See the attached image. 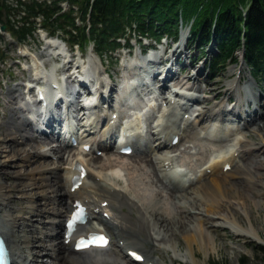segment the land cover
I'll use <instances>...</instances> for the list:
<instances>
[{"label": "bare ground", "instance_id": "bare-ground-1", "mask_svg": "<svg viewBox=\"0 0 264 264\" xmlns=\"http://www.w3.org/2000/svg\"><path fill=\"white\" fill-rule=\"evenodd\" d=\"M181 38H184L183 34ZM52 39L57 40L58 38L53 37ZM175 51L176 49L171 50L173 53L170 56H173ZM175 55L176 58L180 56V54ZM165 59L166 56L162 55L160 62ZM34 66L39 67L40 63L38 62ZM69 68L70 66H67L65 70H69ZM189 76L193 80L199 81L202 73L199 69H196ZM166 82L165 79V85L162 84L160 86L162 89L160 93H163L165 87L167 88ZM249 83L251 82L248 80L247 84L249 85ZM178 85H185V88L180 87V89L189 91L195 88V82L190 84L186 77L176 79L173 86ZM230 87L231 85H229ZM235 88L238 99L234 102L233 108H236L242 114L244 110L241 103L245 97L250 99V96L246 94L245 87L238 85ZM242 89L245 90L244 96L241 92ZM111 91L113 90L111 89ZM16 96L18 99L20 93L15 94L14 88L8 89L9 121L4 122V125H6L5 129L3 126L0 128V141L9 137L8 139L16 144L22 143L19 147L7 144L10 146L11 151H5V158H9L11 162L0 159V234L10 247L13 264H35L37 256L44 253L51 254L50 251H47L48 249L51 251L53 249L56 250L55 256L57 259L60 258L62 260V264H134L119 252L117 244L111 246L107 251L93 250L96 251L94 254L75 256L68 253L69 246L63 243H69L72 237L69 238L70 241H62L64 238L62 236L61 219L69 211L68 201H73L76 194H80L81 198H89L94 204L101 198L110 199L112 202L113 220L106 221L96 216V221L111 235L114 242L117 243V241L123 239L127 244L131 245L132 249L143 253L146 261L152 264H186L179 259L183 255L179 252L180 237L185 242L184 255H189L190 260H194V264H197L195 261V248L202 250L205 256L211 250L216 249V238L211 234L216 229L230 228L231 232L236 236L247 235L256 241L263 240L259 235V231L251 223L249 212L250 201L254 205H259L262 202L260 192H262L264 187V136L261 133H257L258 141L254 142L247 137L245 138L240 131L235 130L238 126L237 124L231 125L227 123V126H222L221 129L219 126L209 128L211 121L220 120L219 108L224 103V100L218 103L217 109L214 108L213 104L202 106L197 116L189 121L190 127H188L186 135L190 136L191 139L197 137L196 128H198L204 137L214 139L224 137L228 138L229 143L226 148L218 149L215 151L216 153L212 154L209 162L203 170H200L199 174L194 177L183 176L184 180L179 182L172 181V184L169 185V180L167 181L161 172H157L161 171L162 160L170 157L168 155L164 156L163 152L160 155H153V153L151 155L149 153L159 152V148L151 147V144L155 141L157 142V139L156 137L152 139L153 135L150 133L151 138H148V152L146 153L122 157L120 160L111 158L109 155L102 157L92 156L90 160L97 163V171L92 164L90 165L87 162L90 174H88L86 182L76 192L71 194L67 190V186L70 185L69 177L71 171L64 163L66 161L70 163V158L69 160L67 158L76 156L80 152L79 148L75 147L73 151L67 142H63L60 145H51L50 148L37 151L39 147L41 148L48 143L40 139L44 137L43 135H32L27 131L30 124L28 119L18 120L19 108L15 106V103H17V99L15 100ZM134 98L136 99V96ZM254 98H256L255 93H253ZM177 106L178 104H176ZM184 113H188L191 118V110L184 108L181 112L173 114V117L166 118L170 122L168 126L170 130L176 126V130L179 131L177 128L179 123L183 121ZM136 114L139 115L137 119H131L128 122L131 125L136 123L139 128L140 122H142L141 118L144 115L141 113ZM245 114L247 115L248 113L246 112ZM175 121H177L176 125ZM189 124L187 123V126ZM216 128L218 131H213ZM253 130H256V126H253ZM86 132L84 131V134ZM183 132L181 133L183 134ZM228 132L232 133L231 138L228 137L230 136ZM87 136L83 135V142H90L91 145H95L98 149H106V147L98 146V140L105 138L104 136H90L89 139H87ZM166 139L167 136L162 139V143ZM95 147H92V149L94 150ZM2 148H0L1 155ZM49 155H57L56 161L42 159ZM202 158L203 155L199 157V160ZM32 160L33 165L23 164ZM169 162L170 160H167L165 164ZM226 162H229L230 168L223 172L222 166ZM119 164L121 169L117 170ZM7 165H12L14 170L8 169ZM148 165L151 167L153 180L156 183L159 180H165L167 185L164 182H160L161 185H158V188L159 186L161 187L156 190L157 187H153L149 181V183H142L143 179L141 177L136 178L138 175H143V178L147 177L146 166ZM125 166L130 168L127 173L123 174L124 176L128 175L126 185L128 189L114 188L113 191H110L113 186L107 183L106 179L109 177L115 183H119V172H123V167ZM17 167H20V170H16L15 168ZM205 168L213 171L212 178L206 179ZM19 174L24 177L25 183L23 186L26 189L29 188L28 191L24 188L25 190L22 191L24 195L33 197L34 192L32 189L34 187L42 189L40 201L38 203H30V215L35 214L36 216L34 221L30 216L23 217L19 211L11 212L13 206L9 205L11 203L9 198L11 192L19 188V184L8 181V177L19 176ZM158 174H160L159 178ZM230 175L234 176L233 180L228 178ZM3 176L7 180H3ZM95 176H97L96 180ZM139 182L144 184L141 189L136 188ZM242 184L244 185L243 187H241ZM257 188L258 190L254 192L257 198H250L249 194L244 192L246 189L255 190ZM128 191L131 195L128 194ZM124 206L127 207L126 211L123 210ZM133 211H135V214H132ZM239 215H243L249 220L248 225L244 226L240 223ZM22 219L25 221L23 222ZM25 224L29 229L33 228L34 232L44 233L49 244L35 243L36 240H39L37 235L29 237V235L20 234ZM28 239L32 242V250L30 251H33V254L29 250L23 249V246L26 247L25 242ZM135 239H138V241H135ZM155 240L161 241L156 243ZM148 242L151 243L149 249L145 246ZM35 245L41 246V248L35 250ZM42 264L48 263L44 261Z\"/></svg>", "mask_w": 264, "mask_h": 264}, {"label": "trees", "instance_id": "trees-1", "mask_svg": "<svg viewBox=\"0 0 264 264\" xmlns=\"http://www.w3.org/2000/svg\"><path fill=\"white\" fill-rule=\"evenodd\" d=\"M50 4L43 2H20L13 8L5 0H0V21L3 15L42 14L43 21L51 20V14L58 11V0H51ZM80 6V13L85 17L89 10L92 23L102 22L103 30L99 31L100 39H96L97 45L106 43L107 34L122 30L124 24L134 20L141 32H150L155 35L167 32L176 37L181 20L187 21L193 17L191 26L192 40L203 50L209 41L211 32L218 40L219 53L215 59L224 64L231 57L234 50L241 45V37L244 41L246 57L254 72L262 70L264 64V0H68ZM246 11L243 12L242 7ZM67 13H62L51 22V29L61 25L60 18H67ZM23 17V16H21ZM14 28L9 21V27L15 32L24 35L30 30V26L24 22ZM65 22V20H64ZM67 22V20H66ZM73 23L72 18L67 22ZM113 26L115 29L113 30ZM93 29L97 30L96 27ZM107 29V30H104ZM80 41L89 39L83 30H80ZM96 36L91 32V37ZM113 43V41H111ZM260 60V61H259ZM258 63V66L256 64ZM259 65L261 69H259ZM264 256V247H258ZM245 257L239 259V264H247ZM219 264V263H212Z\"/></svg>", "mask_w": 264, "mask_h": 264}, {"label": "rangeland", "instance_id": "rangeland-1", "mask_svg": "<svg viewBox=\"0 0 264 264\" xmlns=\"http://www.w3.org/2000/svg\"><path fill=\"white\" fill-rule=\"evenodd\" d=\"M37 42H41V39L38 38L37 40H31L29 46L32 48H35V47H37ZM0 47H5V43L1 40H0ZM42 50L44 52H47L46 49L42 48ZM37 51H41V49H38ZM6 53L14 55L15 54V45L12 43L9 44L7 46ZM190 53H193V50H191ZM209 53H211V52H209ZM190 59L191 58L185 57L183 61L185 63H188L190 61ZM122 60L123 59H121V61ZM10 63H12V61H9V64ZM195 65H196L195 67H197L198 65L202 66L201 60L197 59V62ZM234 69H235V64H228L226 66V68L224 70L220 71L219 74L214 79L211 80L210 78L205 77V80L207 81V88L211 91L210 95H213L215 92H218V91L223 90L225 88V86H226L225 81L226 80L228 81L231 78V75H232V72L234 71ZM189 70H190L189 68L186 69L187 72ZM1 74H2V72L0 71V77H1ZM20 75H21V73H20ZM7 78H8V76L5 75L4 78L2 79V85H3L2 94L0 91V116H2L4 114V117H0V128L3 126L4 129L6 127V125H4V122L9 121V116H10V110L4 106V102L7 98L4 95V92H5L6 87H7V84L5 83ZM263 92H264V90H263ZM221 96H222V94L220 95V97ZM260 102L263 105L262 110H264V97H262ZM18 104H19V100H18ZM27 131H29V133L30 132L32 133V129L29 126L27 128ZM243 131H245V134L248 135V138L252 139V141L258 140L257 139L258 138L257 133H261L264 136V115L262 117L261 124L257 125L256 130H253V128L247 127ZM8 138L9 137H7V139L5 138L4 140L0 141V148L4 147V148H2V155L0 154V159H5V160H8L9 162H11L9 158H7V157L5 158L6 152L11 151L10 146L19 147V145L21 146L22 143L16 144L14 141H10ZM184 139L188 140L189 137L186 135V136H184ZM7 144L10 146H8ZM208 148L209 147L206 145L204 147L198 146L195 149H193L192 153L184 154L183 158L190 161V163H194L195 158L198 159V157H199L198 152H200L201 155H203L205 153V155H203L205 157H203L202 160L198 164H196V168H197L200 165L205 163L206 158L208 156V154L206 155V153L208 152ZM38 149H40V148H38ZM45 159H50V157H47V158L45 157ZM195 163H197V161ZM23 164L33 165L34 163H32V161H30V162L23 163ZM6 167H8V169H10V170L13 169L12 165L11 166L7 165ZM15 169L20 170V167H17ZM146 169H147V172H146L147 177L143 178L144 177L143 175L137 174L138 176H136V178L141 177L143 179L142 183H145V182L147 183L149 181L150 183H152V186L155 188L157 187L156 190H158L160 188V186L158 188L159 183H156L155 180H153L150 165L146 166ZM212 177H213V175H210V177H207V179L212 178ZM228 178L233 180L234 176H228ZM3 180H7L5 178V176H3ZM8 181H11L15 184H19V183L23 182V180L17 179V177H8ZM136 183H137V181H136ZM21 185H23V184H21ZM142 185H144V184H140V182H139L138 186H136V188L141 189L143 187ZM113 186L123 187V185L118 186L116 184H113ZM243 186L244 185L242 184L241 187H243ZM256 190H258V188L255 190L246 189V190H244V192L249 194L250 198H257V195L254 193ZM13 191L11 192V196H14V194H15ZM260 198L262 199V202L259 205H254L252 203V201H250L251 205H250L249 216H250L251 223L259 231V235L262 237L263 240L262 241H256L247 235L235 236V234H233L228 228H226L225 230L217 229V230H215L214 233H211L213 235V237L216 238V244L217 245H216L215 250H213V251L211 250L209 252V254L205 256L202 250H197L195 248V251H196L195 261L197 264H211V263L239 264V259L242 256L245 257V259H246L245 261H248L247 264H264V256L262 255L261 252L257 251L258 247L264 246V187H263L262 192H260ZM11 200H12L13 207H20L22 210H24L25 213H27L26 211L29 210V208H28L29 201H26L25 199L15 198V197H11ZM239 221L244 226L248 225V223H249V220H247L245 218V216H243V215H239ZM180 242L181 243H180V247H179V249H180L179 252L181 254H183L182 257H180V259L182 260V262H183V260L185 261L183 263L194 264V260H190L189 255H184L186 248H185V242L182 240L181 237H180ZM149 245H150L149 243L146 244L147 247H149ZM175 264H177V263H175Z\"/></svg>", "mask_w": 264, "mask_h": 264}, {"label": "snow or ice", "instance_id": "snow-or-ice-1", "mask_svg": "<svg viewBox=\"0 0 264 264\" xmlns=\"http://www.w3.org/2000/svg\"><path fill=\"white\" fill-rule=\"evenodd\" d=\"M0 264H4V262H3L2 258H0Z\"/></svg>", "mask_w": 264, "mask_h": 264}]
</instances>
